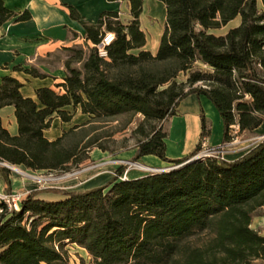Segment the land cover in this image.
<instances>
[{
  "label": "trees",
  "instance_id": "1",
  "mask_svg": "<svg viewBox=\"0 0 264 264\" xmlns=\"http://www.w3.org/2000/svg\"><path fill=\"white\" fill-rule=\"evenodd\" d=\"M116 1V0H109ZM166 8V25L156 55L146 50L141 26L143 0H130L132 20L123 24L117 12H104L96 24L74 19L86 35L82 47H66L74 55L65 63L60 92L43 87L36 99L22 94L12 77L0 82V109L14 107L18 134L0 118V163L38 172H65L89 160L100 138L87 127L64 131L56 140L45 132L54 116L69 123L80 108L89 124L125 115H142L134 131L141 135L135 161L153 155L171 170L121 180L123 171L103 187L86 191H51L59 200L29 194L19 210L0 201V264H69L66 245L83 248L93 264H255L264 261V235L251 228L253 215L264 213V140L238 160L194 159L200 148L182 159L167 157L168 134L160 124L178 114L191 95L206 97L224 124V145L230 129L254 132L264 123V0H159ZM0 0V30L15 18ZM26 11L16 22L28 21ZM240 19L226 34L213 31ZM106 33L115 35L99 55ZM74 63L80 64L79 67ZM203 65V71L197 68ZM46 78L37 69H22ZM181 74L188 76L179 83ZM199 83V85H198ZM200 140L211 130L201 114ZM72 135L79 142L67 145ZM3 172L8 169L2 170ZM208 232L206 246L187 241Z\"/></svg>",
  "mask_w": 264,
  "mask_h": 264
},
{
  "label": "rangeland",
  "instance_id": "2",
  "mask_svg": "<svg viewBox=\"0 0 264 264\" xmlns=\"http://www.w3.org/2000/svg\"><path fill=\"white\" fill-rule=\"evenodd\" d=\"M125 1V0H124ZM148 4L153 2L151 5V10L148 11L143 19L141 20L142 29L147 35V48L146 50L151 51L156 55L161 36L165 30L166 25V14L165 8L159 3V0H147ZM123 7L120 10L122 15L119 18L123 24H128L132 20L131 12L126 9L125 3L122 4ZM240 24V19H237L230 23L227 27L221 30L213 31L216 35H223L228 32L229 29L237 27ZM84 41L77 42L69 47H82ZM74 54L65 48H62L54 54L47 56L40 61L41 68H35L40 73L46 75V73H51L63 77L65 75V63L72 58ZM74 66L79 67L80 64L74 63ZM197 68L207 71L203 65H198ZM179 83H186L185 91L190 89L188 84V76L186 74H181L177 79ZM199 85V83H198ZM60 92V89H56ZM209 105H206L203 113L207 119L208 128L211 127V136L213 138L224 139V124L221 119L220 113L215 105L208 100ZM206 109V110H205ZM68 112L73 114L72 123L68 126V130L76 126H86L87 134L94 133L95 137L100 138L99 145H103L108 148V152H103L98 147H93L89 151V160L79 168H74L65 172H47V171H30L23 167H15L22 173L10 170L5 167L4 164L0 163V189L4 191L7 195L27 197L31 193H37L38 196L43 194H49L52 196H60L51 191H84L87 188L94 187L99 184H108L110 181H99L105 179L106 177L115 176L111 173H104L105 171H112L113 173H118L121 169L123 172L130 168V172L140 171V173L147 175L150 174L148 171L140 170L138 167L133 165L122 166V165H107L103 169H90L97 164H102L106 162H112L116 160L129 161L137 165H141L135 161V155L132 152L136 149L138 141L141 139V135H135L134 131L137 129L139 124L143 121L142 115H125L113 119H102L89 124V116L84 115L80 108L74 109L69 107L66 109ZM205 111V112H204ZM58 118L57 116H54ZM54 119V118H53ZM60 121H62L60 119ZM53 123V120H52ZM51 123V126H52ZM170 119L164 121L160 124L162 131L168 134ZM54 132H58L60 129V123L57 121L53 125ZM65 130V131H68ZM64 132V131H63ZM62 132V134H63ZM230 142L226 145H212L209 138L201 141V148L197 154L199 155H219L222 157H228L229 159H234L250 151L258 143L264 140V132H245L240 133L237 125L230 129ZM81 136L68 137L65 140L67 145H73L79 142ZM206 141V145L204 142ZM170 152L173 154L178 151L181 147L177 146L176 143L170 142ZM103 153H105L103 155ZM143 166V165H142ZM8 169L7 173L2 170ZM172 168V165L167 167ZM251 228L264 235V213L262 210H258L253 215ZM212 239V235L208 232L202 233L195 237H192L187 241V244L192 247H203L206 246ZM64 251L67 253L69 258V264H93L92 258L89 256L87 251L77 245L68 244L65 246ZM255 264H264V261H256Z\"/></svg>",
  "mask_w": 264,
  "mask_h": 264
},
{
  "label": "crops",
  "instance_id": "3",
  "mask_svg": "<svg viewBox=\"0 0 264 264\" xmlns=\"http://www.w3.org/2000/svg\"><path fill=\"white\" fill-rule=\"evenodd\" d=\"M143 16L151 10V5L147 0H143ZM9 10L20 16L28 11L31 19L28 21L16 22V18L8 21L0 30V82L4 77H12L22 83V94L27 98L36 99V91L43 87L60 89L57 85L64 82L63 77L46 73V78H35L24 71H16L15 67L24 70L41 68L40 61L54 54V52L72 46L73 44L85 40L86 31L82 22L74 19L69 7H74L82 20L88 24H96L102 13L110 11L122 15L120 10L125 3L126 9L130 11V0H4ZM162 7L165 5L159 1ZM166 14V8H165ZM147 48V45H146ZM209 105L206 97L191 95L184 99L179 107L178 114L170 118L168 128L167 157L171 160L182 159L190 155L200 142L202 125L201 114ZM204 107V108H203ZM206 110V109H205ZM205 112V111H204ZM0 118L4 127L12 134H18V124L14 107L0 109ZM59 121L60 129L54 132L53 125ZM72 122L65 123L60 118L54 117L52 126L45 132V136L53 141L62 136V132L68 130ZM210 130L211 127H210ZM263 131L264 123L254 132ZM245 133V132H243ZM209 141L212 145H224L219 137L213 138L210 135ZM170 142L180 146L173 154L170 152ZM137 149L132 154L135 155ZM249 152V151H248ZM105 153H103L104 155ZM246 154V153H245ZM243 154V155H245ZM243 155L234 159L222 157L228 162L238 160ZM125 160V158H123ZM137 163L155 169H167L168 162H164L156 156H145ZM145 176L140 171L129 172L128 178L135 179ZM111 177H106L99 181H112ZM106 184H99L86 190L103 187ZM38 198L45 200H59L62 197L43 194Z\"/></svg>",
  "mask_w": 264,
  "mask_h": 264
},
{
  "label": "built area",
  "instance_id": "4",
  "mask_svg": "<svg viewBox=\"0 0 264 264\" xmlns=\"http://www.w3.org/2000/svg\"><path fill=\"white\" fill-rule=\"evenodd\" d=\"M114 39H115V35L113 33H106V35L104 36V38L102 40V43L99 46V55L102 58H107L108 57V53H107L106 48L114 41ZM204 145H206V141L204 142ZM208 156L222 157V156H219V155H199V156H196V157L199 159V158L208 157ZM2 164H4L5 167L10 169V170H14L16 172L22 173L20 170L15 168V167H18V166H12V165H9V164H6V163H2ZM107 165H122V166L133 165V166L138 167L137 164L131 163L129 161L116 160V161H112V162H106V163L94 165L93 167H90L87 170H90V169H103ZM139 166L145 168V171H148L150 174L157 173V172H162V170H163V169H155V168H151V167H146V166H142V165H139ZM129 172H130V168H128L127 170H125L122 173V175L120 176V179L121 180L129 179L128 178ZM104 173H111L115 177H117L116 172L113 173L112 171H105ZM25 198L26 197L14 196V195L13 196L12 195L9 196V195L5 194L4 191H2L0 189V201L4 202L7 205L8 209L10 211L19 210L20 205H21L22 201Z\"/></svg>",
  "mask_w": 264,
  "mask_h": 264
},
{
  "label": "water",
  "instance_id": "5",
  "mask_svg": "<svg viewBox=\"0 0 264 264\" xmlns=\"http://www.w3.org/2000/svg\"><path fill=\"white\" fill-rule=\"evenodd\" d=\"M194 159H198L197 157H195ZM172 168H168V169H163L162 171H167V170H171Z\"/></svg>",
  "mask_w": 264,
  "mask_h": 264
},
{
  "label": "bare ground",
  "instance_id": "6",
  "mask_svg": "<svg viewBox=\"0 0 264 264\" xmlns=\"http://www.w3.org/2000/svg\"><path fill=\"white\" fill-rule=\"evenodd\" d=\"M138 168H139L140 170L145 171V168H143V167H141V166H139V165H138Z\"/></svg>",
  "mask_w": 264,
  "mask_h": 264
}]
</instances>
